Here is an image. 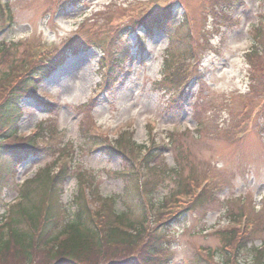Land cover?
<instances>
[{
	"label": "rangeland",
	"instance_id": "1",
	"mask_svg": "<svg viewBox=\"0 0 264 264\" xmlns=\"http://www.w3.org/2000/svg\"><path fill=\"white\" fill-rule=\"evenodd\" d=\"M55 55L59 70L20 103L18 140L36 151L0 180V228L29 203L16 204L24 181L64 167L58 216L72 219L86 190L93 208L107 198L109 210L149 223L116 255L256 264L252 251L264 252V0H0L2 97L16 75ZM121 137L132 152L110 154ZM8 160L0 150V172ZM123 171L134 174L129 190ZM37 189L31 196L42 202L49 191Z\"/></svg>",
	"mask_w": 264,
	"mask_h": 264
},
{
	"label": "trees",
	"instance_id": "2",
	"mask_svg": "<svg viewBox=\"0 0 264 264\" xmlns=\"http://www.w3.org/2000/svg\"><path fill=\"white\" fill-rule=\"evenodd\" d=\"M10 15L12 18L13 15ZM159 20L155 19L152 25ZM148 23L146 25L150 28ZM55 58L56 55L50 61L57 63L59 58ZM50 61L41 60L35 65H31L23 74L16 75L15 80L6 87L5 97L0 94V150L9 157L5 164L6 168L3 169L4 172L0 173V180L11 172L12 177H15L20 159L36 151L31 143H20L19 140L7 143L6 141L17 133V124L23 114L20 107L22 98L35 91L40 79L47 78L53 72V68L49 65ZM182 74L186 79L187 74L183 72ZM167 77L168 80H172L170 74ZM117 79L118 76L114 75L110 82ZM177 83L178 86H181V79ZM130 142L129 139L121 137V140H117L109 146L108 149L112 150L109 153L128 155L132 152L133 146ZM81 174L79 173V175ZM118 175L126 181L129 190L131 188L130 176L134 174L130 172V175ZM69 176L70 174L64 170V167L53 173L47 166L35 178L25 182L24 186L28 187L22 196H24V201L28 198L29 203L25 206L21 205L19 210H15L16 216L11 217V222H8L5 230L0 228V259L5 261L24 256L23 259L26 262L23 264H98V262L139 264L134 256L130 259L131 261H128L125 259L128 258V255H116L122 249L136 244L143 235L142 226L145 223L135 222L129 212L107 210V215L93 214L89 212L87 204L84 203L80 190V193L74 198L77 205L74 217L70 219L58 216L56 211L61 208L59 205L62 196L58 189L62 188ZM32 180L36 184L32 185L31 189L42 187V190L49 191V196L42 202L31 196V189L27 191ZM133 181L132 185L137 191L138 183L135 178ZM238 239L236 237L234 241ZM224 241H228V239L224 238ZM242 241L244 240L242 239ZM129 244L131 245L129 246ZM155 248L156 245L151 244L149 251ZM44 252L47 254L41 256V253ZM253 253L256 264H264V252L253 250ZM44 259L49 262L46 263Z\"/></svg>",
	"mask_w": 264,
	"mask_h": 264
}]
</instances>
